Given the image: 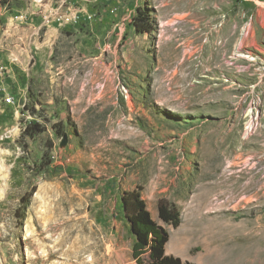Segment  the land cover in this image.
<instances>
[{"label": "rangeland", "instance_id": "rangeland-1", "mask_svg": "<svg viewBox=\"0 0 264 264\" xmlns=\"http://www.w3.org/2000/svg\"><path fill=\"white\" fill-rule=\"evenodd\" d=\"M0 161V264L59 233L136 264V186L167 254L264 264V0H0Z\"/></svg>", "mask_w": 264, "mask_h": 264}, {"label": "trees", "instance_id": "trees-1", "mask_svg": "<svg viewBox=\"0 0 264 264\" xmlns=\"http://www.w3.org/2000/svg\"><path fill=\"white\" fill-rule=\"evenodd\" d=\"M146 25L149 27V24ZM140 29L147 30L143 26ZM43 130L44 127L41 124L30 122L23 128L22 135L32 137ZM141 190L140 186L124 190L120 197L123 215L133 237L132 259L136 264H196L166 253L165 246L169 240V232L152 218ZM156 215L159 220L173 228L178 227L181 222L178 206L164 197L157 200Z\"/></svg>", "mask_w": 264, "mask_h": 264}, {"label": "bare ground", "instance_id": "bare-ground-1", "mask_svg": "<svg viewBox=\"0 0 264 264\" xmlns=\"http://www.w3.org/2000/svg\"><path fill=\"white\" fill-rule=\"evenodd\" d=\"M2 167H3V164L0 161V170L2 169ZM1 194H2V189H0V195ZM63 234L59 233L56 236L53 234L50 235L49 238L50 239L52 238L50 240L52 242V246L44 244V240H46V238H41L42 241H39V239L37 238L32 240V242L35 243V246H39V247L47 246L48 247L49 254L44 259V264H115L112 260L113 250L110 245H105L103 253L97 254L95 249L91 250L92 248L95 247L93 243H89L88 245L82 246L81 241H76L77 240L76 239V240H72L71 243L67 246V248L64 249V246L66 244L65 243L66 235H63ZM182 249L181 250L174 249V250L179 253V252H182ZM87 250L92 252L91 255H88V258L82 255V252L87 251ZM52 255L54 259L49 261V258ZM100 259L103 260L102 263H99Z\"/></svg>", "mask_w": 264, "mask_h": 264}, {"label": "built area", "instance_id": "built-area-1", "mask_svg": "<svg viewBox=\"0 0 264 264\" xmlns=\"http://www.w3.org/2000/svg\"><path fill=\"white\" fill-rule=\"evenodd\" d=\"M5 100H6L7 102H11L12 98H11V97H7Z\"/></svg>", "mask_w": 264, "mask_h": 264}]
</instances>
